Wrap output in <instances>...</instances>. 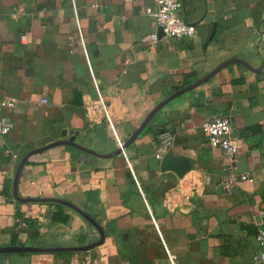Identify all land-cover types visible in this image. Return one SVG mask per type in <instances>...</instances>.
I'll use <instances>...</instances> for the list:
<instances>
[{"label":"crops","instance_id":"0c3cea01","mask_svg":"<svg viewBox=\"0 0 264 264\" xmlns=\"http://www.w3.org/2000/svg\"><path fill=\"white\" fill-rule=\"evenodd\" d=\"M191 38L142 37L157 30L152 0H0V115L13 123L0 150V246L27 244L16 217L36 219L38 235L84 245L97 231L64 206L2 194L21 157L38 143L73 137L107 152L110 138L86 105L101 95L121 139L173 91L230 58L195 88L172 98L120 155L99 159L58 145L30 156L18 181L22 197H60L86 211L105 232L87 251L0 253V264H247L264 226V0H179ZM46 99L47 102H43ZM227 115L238 147L233 160L208 144L202 123ZM171 144L156 157L160 135ZM111 139V138H110ZM171 151L189 159L178 177L160 169ZM16 155V156H14ZM247 173L231 194L228 172Z\"/></svg>","mask_w":264,"mask_h":264},{"label":"built area","instance_id":"2783aa9c","mask_svg":"<svg viewBox=\"0 0 264 264\" xmlns=\"http://www.w3.org/2000/svg\"><path fill=\"white\" fill-rule=\"evenodd\" d=\"M153 5L146 7L157 30L150 31L142 37L144 45L150 49H156L161 37L184 39L193 37L196 32L195 24L184 19L181 14L182 3L179 0H152ZM158 29H161L162 36H159ZM43 102H47L43 99ZM86 112L93 113L91 120H100L106 126L109 137L117 147L123 144L116 129L114 114L110 105L99 95L95 103L86 105ZM13 123L5 116L0 115V150L2 149L6 136L11 132ZM208 144L223 150L233 160L238 151L237 145L231 137V122L227 115H214L202 123ZM172 135L164 132L160 135L156 157L160 158L166 148L171 144ZM16 156V155H14ZM252 181L247 173L228 172L220 179V187L226 194H231L239 181ZM258 244L257 251L247 264H264V226L260 227L256 234Z\"/></svg>","mask_w":264,"mask_h":264},{"label":"water","instance_id":"95a60500","mask_svg":"<svg viewBox=\"0 0 264 264\" xmlns=\"http://www.w3.org/2000/svg\"><path fill=\"white\" fill-rule=\"evenodd\" d=\"M159 36H162L161 29H158ZM232 62H239L244 64L246 67H248L251 70L259 71L260 69L253 68L250 64H248L246 61L238 58H230L222 63L218 64L216 67L211 69L210 71L200 75L197 77L195 81L192 83L185 85L175 91H173L170 95L162 99L160 102H158L144 117V119L141 121V123L132 130L131 134L124 139L123 144L120 147H117L115 142L112 139H108L109 147L107 152H101L96 149H93L91 147L85 146L83 144H80L74 140L73 137H69L67 139H59L56 141H51L49 143H38L37 146L33 149H30L27 151L19 160L13 181H12V195L13 198L22 203L26 202H38V203H58L61 205H64L66 207H69L70 209L76 211L79 213L91 226L94 227V229L97 231V238L87 244L84 245H45L44 243H37V244H25L24 241H17L13 245H6V246H0V253H11V252H29V253H37V252H47V253H53V252H61V251H87L90 249L95 248L96 246L103 243L105 238V232L103 228L98 224V222L92 218L86 211L81 209L80 207L74 205L72 202L60 198V197H22L18 193V181L21 174V171L27 162L28 158L36 153H40L48 148H51L53 146L58 145H67L75 148L77 151H80L84 154L91 155L92 157H96L99 159L104 158H111L116 155H120L123 150L128 148L132 142L136 139V137L141 133V131L144 129V127L150 122L152 117L164 106L165 103H167L172 98L178 96L179 94L186 92L188 90H191L195 88L196 86L200 85L210 77H212L216 72L221 70L224 66L228 65ZM160 169L162 171L166 170H172L178 177H182L187 171L190 170V163L189 159L181 156V155H174L171 151H167L162 159L160 164ZM48 217L51 218V215L49 214Z\"/></svg>","mask_w":264,"mask_h":264},{"label":"trees","instance_id":"16d2710c","mask_svg":"<svg viewBox=\"0 0 264 264\" xmlns=\"http://www.w3.org/2000/svg\"><path fill=\"white\" fill-rule=\"evenodd\" d=\"M71 149H74L73 147L70 146ZM10 183L12 184L11 181H8L4 184V188L2 190V194H4V196H6L7 198L12 199V195L11 192H9L7 189L10 185ZM49 205L53 208L50 211V215H51V220L52 221H62L65 222L68 220V214L64 213L63 211V205L58 204V203H49ZM16 217L21 218V223L28 229L32 230L31 234H28V239L27 244H37V243H44L45 245H57L56 242L51 241V240H42L40 238V236L38 235V223L36 219H32V218H24L22 217V215L19 213L18 210H16ZM13 243H16V240L13 241ZM54 255H58L61 254V252H53Z\"/></svg>","mask_w":264,"mask_h":264},{"label":"rangeland","instance_id":"374dc122","mask_svg":"<svg viewBox=\"0 0 264 264\" xmlns=\"http://www.w3.org/2000/svg\"><path fill=\"white\" fill-rule=\"evenodd\" d=\"M123 141H124V139H122ZM119 147V146H118ZM13 180H11V182H12ZM9 192H11V195H12V184L10 183V185H9V187H8V189H7ZM12 198H13V195H12ZM14 199V198H13ZM65 199V198H64ZM14 201H16L15 199H14ZM16 202H18V201H16ZM51 203V202H50Z\"/></svg>","mask_w":264,"mask_h":264}]
</instances>
